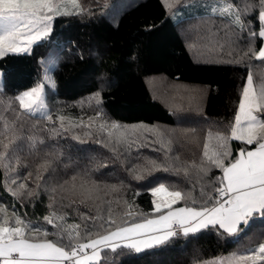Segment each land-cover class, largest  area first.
<instances>
[{
    "label": "trees",
    "instance_id": "1",
    "mask_svg": "<svg viewBox=\"0 0 264 264\" xmlns=\"http://www.w3.org/2000/svg\"><path fill=\"white\" fill-rule=\"evenodd\" d=\"M211 1L223 0H180L171 9L166 7L165 0H80L85 13L57 17L49 36L32 46L30 67L3 78L0 113L14 120L15 113L22 110L13 102L12 110L4 111L8 101L38 83L45 85L44 74L48 71L54 87L45 85V90L54 120L57 115H64L87 122L89 117L102 113L101 120L108 124L154 127L172 141L171 156H179L181 161H198L209 130L229 133L250 68L253 73L264 75L262 62L247 58L228 62L246 48L248 32L260 30L256 12L244 17L247 27L243 32L214 14L190 13L174 18L189 4ZM232 2L243 11L248 0ZM225 32L236 41L233 47L237 51L231 57L211 52L208 47L213 33L217 34L215 39H221ZM255 46L257 49L263 46L258 37ZM97 93L99 103L95 99ZM37 120L38 117L28 116L20 119L25 135L36 132L45 142L38 146L39 155H30L24 147L21 161L28 168L20 167L17 175L23 177L30 170L35 172V165L46 152L53 154L50 159L57 153L61 155L52 166L54 171L50 169L43 174L38 196L27 198L25 194L15 200L0 183V204L8 208L10 221L15 211L34 225H44L43 217L50 211V193L45 191V182L48 187L58 186L77 173H87L102 185L120 186L121 191L116 195L132 203L135 212L148 218L159 215L154 213L151 188L161 183L180 190L192 186L183 176L171 171H154L140 180L133 178L134 168L144 166L147 160L164 162V150L158 143L134 145L130 151L121 148L114 155L95 142L96 135L85 143L72 139L71 134L50 138L47 132L38 129L51 125L40 120L33 128ZM74 131L83 136L86 129ZM146 135L148 141L155 139L151 134ZM254 147L235 140L230 142L233 157L242 148ZM101 163L107 166L98 167ZM220 175L218 169H213L212 177ZM33 180L28 179L29 187L35 186ZM63 195L58 189L54 208L67 213L69 223H79L74 211L77 205L61 207L68 204L67 199H61ZM79 208L81 212L89 211L82 205ZM117 211H123V206ZM249 223L250 228L240 226L244 231L239 237L228 236L223 230L209 226L140 252L118 248L113 253L105 249L100 264H202L213 257L244 253L264 240V218L254 217ZM44 226L54 231L50 225ZM48 239L56 240V237Z\"/></svg>",
    "mask_w": 264,
    "mask_h": 264
},
{
    "label": "snow or ice",
    "instance_id": "2",
    "mask_svg": "<svg viewBox=\"0 0 264 264\" xmlns=\"http://www.w3.org/2000/svg\"><path fill=\"white\" fill-rule=\"evenodd\" d=\"M179 3L180 0H165L169 9ZM212 12L224 18L230 27L234 25L239 32L247 27L244 17L257 13L260 30L249 31L246 48L228 62L247 58L262 62L261 66H264V46L259 49L255 46L257 37L264 41V0H248L243 11L232 0H223L212 8ZM84 13L80 0H0V59L8 54H30L34 44L49 36L57 17ZM216 35L213 33L209 37V51L233 56L237 51L233 47L236 41L228 32L221 39H215ZM44 88L43 83H38L8 101L4 111H11L13 102L22 110L15 113L14 120L0 113V173L3 175L0 183L15 200H20L25 194L27 198L38 196L43 174L50 169L54 171L52 166L61 155L57 153L50 159L53 154L46 152L40 163L35 165V172L30 170L23 177L17 175L20 167L28 168V164L21 161L20 153L24 147L30 155H39L38 146L45 142L36 132L23 133L22 116L38 117L33 128L40 120L46 121L51 126L38 131L47 132L50 138L71 134L72 139L85 143L86 139L96 135L95 142L114 155L121 148L130 151L134 145L142 147L149 142L158 143L164 150V162L147 160L144 166L134 168L133 178L140 180L154 171H171L174 175L183 176L192 186L180 190L161 183L151 188L154 213L160 215L148 218L135 212L132 203L116 195L121 191L120 186L102 185L87 173L74 174L58 186L48 187L45 182V191L50 193V211L43 221L54 231L50 232L42 224L34 225L15 211L10 221L8 208L0 204V264H100L105 249L113 253L118 248L140 252L165 243L178 231L188 236L209 226L223 230L228 236L239 237V233L244 231L241 225L250 228L249 222L254 217L264 218V75L253 73L250 68L229 133L209 130L198 161H181L179 156H171L172 141L154 127L108 124L101 120L102 113L89 117L87 122L64 115H57L54 120ZM95 99L100 102L99 93ZM76 128L86 129L83 136L74 131ZM146 134L155 139L148 141ZM233 140L255 147L242 148L233 157L230 148ZM106 166L103 163L98 165ZM213 169H218L222 175L212 177ZM29 178H34V187L28 186ZM58 189L65 194L61 199L68 200V204L61 207L77 205L74 211L79 223H69L67 213L54 208ZM177 204L183 206L174 207ZM81 205L89 211L81 212ZM120 206H123V211H117ZM137 216L143 219L137 220ZM49 236L56 237V240H49ZM202 264H264V240L247 252L213 257Z\"/></svg>",
    "mask_w": 264,
    "mask_h": 264
},
{
    "label": "rangeland",
    "instance_id": "3",
    "mask_svg": "<svg viewBox=\"0 0 264 264\" xmlns=\"http://www.w3.org/2000/svg\"><path fill=\"white\" fill-rule=\"evenodd\" d=\"M223 1H211V2H196L187 5L182 10H179L175 15V20L185 17L190 13H206L213 14L212 8L218 6ZM117 11L115 14H118ZM31 65V56L27 53L21 54H8L4 58L0 59V89L3 87V78L13 73L25 70ZM45 85L52 86L51 75L48 71L45 72ZM49 78V79H46ZM246 86V85H245ZM30 90V89H29ZM44 92L47 99V92L44 88ZM22 94V93H21ZM242 100V99H241Z\"/></svg>",
    "mask_w": 264,
    "mask_h": 264
},
{
    "label": "built area",
    "instance_id": "4",
    "mask_svg": "<svg viewBox=\"0 0 264 264\" xmlns=\"http://www.w3.org/2000/svg\"><path fill=\"white\" fill-rule=\"evenodd\" d=\"M181 234H182V233H180V232L178 231L176 236H179V235H181ZM176 236H175V237H176Z\"/></svg>",
    "mask_w": 264,
    "mask_h": 264
},
{
    "label": "crops",
    "instance_id": "5",
    "mask_svg": "<svg viewBox=\"0 0 264 264\" xmlns=\"http://www.w3.org/2000/svg\"><path fill=\"white\" fill-rule=\"evenodd\" d=\"M263 46H264V41H263ZM160 215V214H159ZM158 216V215H157ZM155 217V216H154ZM154 217H152V218H154ZM89 252L91 251V250H88Z\"/></svg>",
    "mask_w": 264,
    "mask_h": 264
}]
</instances>
